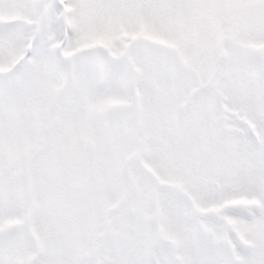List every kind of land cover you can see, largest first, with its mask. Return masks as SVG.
Returning <instances> with one entry per match:
<instances>
[{
  "label": "snow or ice",
  "instance_id": "1",
  "mask_svg": "<svg viewBox=\"0 0 264 264\" xmlns=\"http://www.w3.org/2000/svg\"><path fill=\"white\" fill-rule=\"evenodd\" d=\"M0 264H264V0H0Z\"/></svg>",
  "mask_w": 264,
  "mask_h": 264
}]
</instances>
